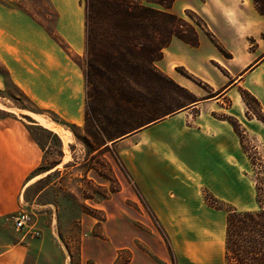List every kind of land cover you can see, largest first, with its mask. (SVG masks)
Instances as JSON below:
<instances>
[{
	"label": "rangeland",
	"instance_id": "374dc122",
	"mask_svg": "<svg viewBox=\"0 0 264 264\" xmlns=\"http://www.w3.org/2000/svg\"><path fill=\"white\" fill-rule=\"evenodd\" d=\"M250 1L254 13L262 15L257 9L264 12V0ZM9 3L65 47L54 35L56 14L47 0ZM141 3L159 9L145 0ZM186 4L187 0H175L170 12L201 36H212L204 16L183 11ZM215 25L228 35L222 24ZM176 30L191 38L186 28ZM141 56L135 48L101 47L98 40L88 52L84 46L81 55L72 56L85 78L83 122L77 126L46 113L47 119L68 133L67 145L47 128L36 126L29 131L42 149L43 160L36 171L40 176L23 195L18 213L29 215L27 228L34 236L51 235L55 250L48 264H226L227 215L264 210V111L258 101L238 90L218 103L207 102L138 134L147 128L144 125L163 121L157 119L178 102L184 107L213 96L205 83L183 67H175L167 55L164 63H155L156 68L168 78L164 67L180 78L189 75L192 94L162 76L151 85L147 104L123 107L117 97L122 90L144 94L147 89L142 79L151 73ZM239 58L227 67L208 65L219 75L234 76L239 73L235 68L243 65ZM124 76L134 81L124 83L120 80ZM108 90L113 92L112 99ZM9 108L33 109L7 84L0 92V119L23 117L19 111L8 112ZM115 132L119 134L97 150L94 142L101 144ZM219 136L225 140L221 142ZM144 191L150 197L166 194L172 205L182 196L181 208L175 206L163 223ZM14 217L10 223L17 230Z\"/></svg>",
	"mask_w": 264,
	"mask_h": 264
},
{
	"label": "crops",
	"instance_id": "0c3cea01",
	"mask_svg": "<svg viewBox=\"0 0 264 264\" xmlns=\"http://www.w3.org/2000/svg\"><path fill=\"white\" fill-rule=\"evenodd\" d=\"M11 1H0V92L7 84L13 86L33 109H16L31 123L15 115L0 119V264H48L53 257L50 253L55 250L51 235L43 232L36 237L31 227L18 231L10 222L22 208L23 195L30 192L40 176L36 171L43 160L42 149L29 133L31 127L41 125L28 114L44 118L46 113L53 114L77 126L84 120L85 78L72 56L84 51L85 0H47L56 14L54 35L65 47L28 14L13 8ZM250 3V0H187L183 11L204 16L213 34L208 37L197 33L196 47L173 38L163 50L158 65L170 56L175 67H183L196 76L213 96L184 106L138 134L152 131L165 120L207 102L218 103L238 90L250 93L264 111V16L254 13ZM216 23L222 24L228 35L220 33ZM239 56L243 65L235 68L239 73L234 76L219 75L208 65L227 67ZM162 72L192 94L189 75L188 79L174 76L170 67L162 68ZM238 100L242 101L240 95ZM219 140L223 142L225 138L219 136ZM144 195L163 223L168 221L165 215L174 213L176 207L181 208L182 196L172 205L166 194L150 197L144 191Z\"/></svg>",
	"mask_w": 264,
	"mask_h": 264
},
{
	"label": "trees",
	"instance_id": "16d2710c",
	"mask_svg": "<svg viewBox=\"0 0 264 264\" xmlns=\"http://www.w3.org/2000/svg\"><path fill=\"white\" fill-rule=\"evenodd\" d=\"M145 1L147 4L158 6L159 9L143 5L141 0H85L84 3L86 52L95 40L100 42L101 47L120 50L135 48L142 54L141 63L149 67L151 75L142 79L147 86L144 94L122 90L117 95L123 107L147 104L151 85L158 84V77L163 76L179 90L186 91L164 76L155 63L162 59V51L168 47L172 38L191 47L198 45L195 28L170 12L175 0ZM257 11L264 15L262 10ZM183 27L186 28L185 32L189 31L191 34L190 39L176 30ZM128 79L134 81L127 76L120 80L125 83ZM108 91L107 94L112 99L113 92ZM181 108L183 106L178 102L165 116ZM157 120L154 121L158 122ZM148 124L144 126L148 127ZM118 134L119 132H115L108 138H103L101 144L94 142L97 150L104 146V142ZM224 243L226 264H264V210L228 214Z\"/></svg>",
	"mask_w": 264,
	"mask_h": 264
},
{
	"label": "bare ground",
	"instance_id": "6f19581e",
	"mask_svg": "<svg viewBox=\"0 0 264 264\" xmlns=\"http://www.w3.org/2000/svg\"><path fill=\"white\" fill-rule=\"evenodd\" d=\"M7 110H8V112L15 113V114H17V111H18V110L14 109V108H9ZM28 115L31 116L36 122H38V124H40L44 128H47L50 131H52L55 134H57L60 137V139L63 141V143L66 144V142L68 141V133L63 131L62 127L60 128V126H57L56 124H54L53 122H51L47 118L39 117V116H36V115H33V114H28Z\"/></svg>",
	"mask_w": 264,
	"mask_h": 264
},
{
	"label": "built area",
	"instance_id": "2783aa9c",
	"mask_svg": "<svg viewBox=\"0 0 264 264\" xmlns=\"http://www.w3.org/2000/svg\"><path fill=\"white\" fill-rule=\"evenodd\" d=\"M29 220V215L26 212L21 211L14 217L13 224L17 230H22L28 227Z\"/></svg>",
	"mask_w": 264,
	"mask_h": 264
},
{
	"label": "water",
	"instance_id": "95a60500",
	"mask_svg": "<svg viewBox=\"0 0 264 264\" xmlns=\"http://www.w3.org/2000/svg\"><path fill=\"white\" fill-rule=\"evenodd\" d=\"M122 137H123V136H122ZM117 139L119 140V138H117ZM117 139H116V140H117ZM120 139H121V137H120ZM114 142H115V141H111V143H114Z\"/></svg>",
	"mask_w": 264,
	"mask_h": 264
}]
</instances>
